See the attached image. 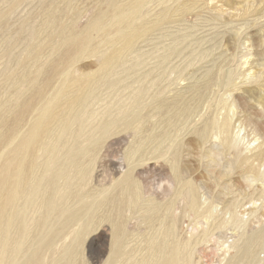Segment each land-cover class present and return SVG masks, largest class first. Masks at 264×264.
I'll use <instances>...</instances> for the list:
<instances>
[{
    "label": "rangeland",
    "instance_id": "obj_1",
    "mask_svg": "<svg viewBox=\"0 0 264 264\" xmlns=\"http://www.w3.org/2000/svg\"><path fill=\"white\" fill-rule=\"evenodd\" d=\"M0 174V264H264V0H0Z\"/></svg>",
    "mask_w": 264,
    "mask_h": 264
},
{
    "label": "bare ground",
    "instance_id": "obj_2",
    "mask_svg": "<svg viewBox=\"0 0 264 264\" xmlns=\"http://www.w3.org/2000/svg\"><path fill=\"white\" fill-rule=\"evenodd\" d=\"M7 174H3V175H1L0 174V184H3V183H5L6 181H7ZM4 213H1L0 215H3ZM0 219H2L1 217H0ZM4 220V219H3Z\"/></svg>",
    "mask_w": 264,
    "mask_h": 264
}]
</instances>
